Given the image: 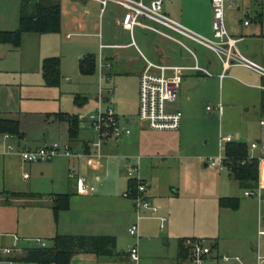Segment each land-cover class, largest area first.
<instances>
[{
    "label": "rangeland",
    "instance_id": "374dc122",
    "mask_svg": "<svg viewBox=\"0 0 264 264\" xmlns=\"http://www.w3.org/2000/svg\"><path fill=\"white\" fill-rule=\"evenodd\" d=\"M17 3L18 0H0V31L15 30L18 27ZM198 4L197 0H170L165 1L164 9L195 32H213L212 21L208 22L202 18L200 12L196 14L192 11V7ZM110 8L107 16L110 13L115 16L122 11L120 7ZM248 14L258 18L245 27L243 20ZM225 24L233 37L239 36L235 33L239 30L243 33L244 41L237 44L241 53L264 66V0H237L233 7L226 2ZM115 33L103 32V42L114 43ZM56 36L58 44L53 53H61L58 56L64 62L60 65L59 85L46 83L42 64L36 60V56L27 65V60L31 57L29 55L33 52L28 53L26 48L23 52L14 50L9 43L0 41V112H12L18 116L19 125L26 131L29 140H55L63 145L61 142L67 137L65 123L48 122V116L55 112L76 116L89 114L96 109L100 40L98 37L83 34L75 35L71 41H67V44H75L74 51L77 49L84 54L95 55V73L85 74L79 69L80 58L77 54L66 46L61 48L62 37ZM117 52L120 50L104 49L103 56L115 55ZM201 53L218 61L215 53L204 47L197 49V54ZM183 55L188 54L183 52ZM109 63L104 61L103 67V76L106 77L108 72L111 74L110 80L103 81V96L110 97L105 105H111L121 120L131 119L128 125L131 134L117 144L115 140L107 144L104 149L106 157L102 159L103 171L94 170L87 158L80 165H70L68 170V165H65L67 160L29 163L15 153L0 155V192H16V196L27 198L36 196L29 195L30 192H49L52 188L71 192L75 190V180L69 178L68 174L75 171L86 177L89 188H95L99 195L115 197V203H119L127 190L128 168L139 164L141 175H148V181L154 185L158 195H164L166 199L170 197V204L181 210L187 232L199 233L201 236L217 235L221 232L224 236L221 245L229 248L222 247V254L243 259V248L248 247V244L255 246L259 243L260 251L264 255V235L258 237V230H264V203H254L247 211L244 208L233 213L228 211L231 214L229 217L218 207L219 195L230 193L231 196L239 197L244 204L245 200L257 197H247L244 194L247 189L241 187L234 176L228 179L227 170L218 171L214 167L205 166L208 157L219 155L221 136H239L240 141L249 146L259 139V121L264 115V90L257 87L264 85L261 76L242 66L231 68L228 76L221 82L214 77L221 70L219 65V68L211 69V76L199 75L195 70L185 71L184 77L194 78L192 89L187 90V83H182L174 105L182 111V120L186 125L181 127L182 134L163 138L159 131L143 127L139 120V76L126 73V62L113 61L110 67L107 66L111 64ZM182 80L183 77L180 81ZM110 87L114 88L111 94L108 89ZM188 91L194 95L189 103L186 101ZM80 98L85 101L79 102ZM219 105L222 106L221 113L216 109ZM207 106L211 109L208 110ZM98 136V132L89 123H85L78 139L97 141ZM28 144L36 146L31 142ZM139 157L141 159L138 162ZM52 178L56 182L52 183ZM1 196L2 194L0 198ZM131 203L134 205L133 200ZM154 203L161 211V204ZM30 204H20V224L26 219L24 213L30 210ZM117 214L116 223L120 225L118 249L126 250L138 244L140 250L150 251L156 257L154 261L146 258L144 264H166L158 258L162 255L161 240L155 239V236H160L166 230L167 222L161 227L160 221L152 220L155 219L153 214L142 209L139 235L131 236L128 230L136 221V211L133 214L129 211H116ZM160 215L165 216L161 213ZM149 238L153 240L149 241ZM47 242L53 244V239L50 238ZM235 262L231 259L229 262L220 261L219 264H236ZM0 264L7 262L0 260Z\"/></svg>",
    "mask_w": 264,
    "mask_h": 264
},
{
    "label": "crops",
    "instance_id": "0c3cea01",
    "mask_svg": "<svg viewBox=\"0 0 264 264\" xmlns=\"http://www.w3.org/2000/svg\"><path fill=\"white\" fill-rule=\"evenodd\" d=\"M17 3V12L19 17V4L20 0ZM61 1V26L59 32H50V33H37V32H24L20 38V45L14 50H20L23 52L24 48L29 51L35 53L27 60V65L30 64V61H34L33 56H36V60L42 64V61L47 57H59L61 53H53L54 48L58 44V36L62 37L60 40L61 48L67 47L72 52L77 54V57L80 59L87 55L82 53L81 51H74L73 43L67 44V41H71L72 37L75 35H83L89 34L91 36L98 37L100 43L108 44V45H116L115 47H106L104 49H119L120 52H117L115 55H106L103 56V50H100V53L103 57L104 61L110 62L109 67L113 65V61L115 62H126L127 72L128 74L140 75V72L144 66L143 55L154 61L167 65H178V66H195L196 64L203 69H206L211 73V69H216L221 66L220 72L216 73L214 77L218 78L219 81H223L227 76L228 72L233 67L230 66L227 68L225 75L221 77V74L224 70V65L222 61L218 59L216 61L205 54L198 55L197 49L203 47L202 45L187 39L183 38L185 43L192 49L194 53H191L184 47H182L177 42L170 40L160 34L155 32L146 30L139 26H135L132 30L127 29L122 24V17L124 10L121 8V12L119 14H115L112 16L110 13L108 16L106 15L110 12V6L119 7L113 3H109L106 7H103L102 4L96 0H60ZM170 1V0H166ZM198 5L192 7V11L196 14L199 13L202 15V18L209 21H213V11L212 5L209 0H197ZM165 11V9H164ZM166 12V11H165ZM170 15V13L166 12ZM173 17L172 15H170ZM174 18V17H173ZM175 19V18H174ZM249 24L248 26H250ZM244 26V25H243ZM245 26V27H248ZM188 27V26H187ZM192 29L191 27H188ZM14 29H9L7 31H12ZM193 30V29H192ZM213 30V29H212ZM91 32V33H84ZM103 32H116L115 33V42L114 43H105L103 42ZM201 35L207 37H213V32H197ZM237 38L243 37V33L241 30L235 32ZM244 41V39L242 40ZM240 41V42H242ZM72 47V48H71ZM100 47V44H99ZM205 48V47H204ZM207 49V48H206ZM68 50V51H70ZM196 50V51H195ZM202 50V49H201ZM209 50V49H208ZM77 51V52H76ZM211 51V50H210ZM71 52V53H72ZM183 52L188 55H183ZM213 52V51H212ZM216 55V54H215ZM61 59V58H60ZM79 59V61H80ZM64 63V62H63ZM61 60V66H62ZM219 65V66H218ZM240 67V66H238ZM195 69H187L184 70L180 76V79L183 77L182 83H187V90L191 91L192 84L194 78L193 76H187L185 71H193ZM198 71L199 75H207L201 70ZM61 72V67H60ZM43 73V72H42ZM104 76L106 81L111 79V74L108 72ZM68 79V78H67ZM187 79V80H186ZM192 80V81H190ZM261 80L264 81V78L261 77ZM104 81V80H103ZM99 84V83H98ZM103 84V83H102ZM180 86V87H181ZM258 87V86H257ZM259 88V87H258ZM186 95V101L189 103L193 100L194 95L189 93ZM99 92V91H98ZM98 95V93H97ZM96 95V99H97ZM178 96L176 100L170 104L172 109H179L174 103L177 102ZM110 97H105V101L108 102ZM84 99H79V102H84ZM209 110V109H208ZM181 111V110H180ZM182 112V111H181ZM220 113V112H219ZM75 115H70L66 112H55L52 115L48 116V122H59L65 123L64 129L67 134L65 140H62V144H69L74 151H85L86 153L94 152V150L90 147V144L94 142V140L88 141H80L78 138V134L81 128L78 129L75 136H70V117H74ZM183 116V114H182ZM0 118L2 119H10L18 121V130L20 137L23 142H31L36 146L43 145L45 143H49L55 140H45V141H32L27 137L26 131L19 125L18 116H15L12 112H0ZM125 124L128 126L131 122L130 118L124 119ZM143 125L145 127L146 125ZM186 125L183 120H181V125L178 130L174 131H159L160 135L163 138H170L174 135L182 134L180 132L181 127ZM62 127V126H61ZM157 131V130H154ZM162 133V134H161ZM131 134V133H130ZM129 134V135H130ZM129 135L124 136L119 141L127 139ZM113 140L107 139L103 144L102 156L97 158L93 155H86L81 159H77L74 157H67L64 155H60L55 157L53 160H59L62 162L63 160H67L65 165H68L67 169L69 170V166H75V164L80 165L82 162L84 163V159L87 158L89 165L96 171H103L104 165L102 159L106 157L105 147L107 144ZM119 141H115L117 144ZM58 142V141H57ZM233 142H242L239 139V136ZM60 143V142H59ZM245 143V142H242ZM246 144V143H245ZM249 148V145L246 144ZM180 146V144H179ZM226 147V144H225ZM258 153V152H257ZM4 156V155H1ZM140 157L138 158V162L140 161ZM51 160V162L53 161ZM50 162V161H49ZM65 162V161H64ZM205 166H209L207 162ZM212 167V166H210ZM218 170V169H216ZM221 171V170H218ZM73 175L68 174L69 178H73L75 180V190L71 192H63L61 190L57 191L52 188L49 192H30L29 195H36L34 197H18L16 195H12L11 191H2L0 198V234H16L20 238H42L44 240H49L50 238H54L57 234H67V235H109L115 236L117 239L116 242V254L113 257L101 256L98 257L95 254L85 253L77 255L71 262V264H131L127 257V249L119 250V237L120 233L118 231L119 224L116 223V218L119 214L116 215V211L118 212H128L134 213L135 206L131 203V198H121L119 203H115V197L111 196H102L96 193V189L92 187H88L86 185V177L76 173L73 171ZM81 176L85 181V192H79L77 187V179ZM148 184L147 195L153 202H157L161 204L162 208L160 213L167 216V228L166 230L160 233V236H155V239L161 240L160 250H161V260L165 261L166 264H189L188 259V250L184 247L183 251L180 248V241L185 239L192 238H208L211 241L213 250L211 254L208 256L206 260V264H219L220 261L229 262L231 259L236 261V264H255L257 262V254L261 253V248L259 243L255 246L253 244H248V247H244L242 250V258H240L241 262L234 259L236 256H230L231 259L229 261H225L221 258L222 255V247L228 248L227 245H221L222 238L224 237L221 232L217 233V235H199V233H191L186 231L185 222L182 216V212L180 209L172 206L170 204V197L166 199L163 195H158L156 188L154 185L150 183L148 175H141ZM229 170H227V178L231 179ZM99 178V176H97ZM258 180H261L264 183V162L258 164ZM52 183L56 182L55 178L51 179ZM238 181V180H237ZM149 182V183H148ZM239 182V181H238ZM127 188L130 186V180H128L126 184ZM41 194V196L39 195ZM58 194H69V206L66 209H62L55 214L53 205L58 198ZM220 196V197H219ZM218 196V207H220L221 211H224L229 217L231 214L228 211L237 212L241 211L243 208L245 211L249 209V207L254 205V203L263 204V202H259L256 198H250L245 200L246 204L240 201L239 197L231 196L230 193L225 195ZM222 197H231L237 198L239 203L236 209L231 207H223L220 205V198ZM248 197V196H247ZM256 199V200H255ZM30 202V210L24 213V222L22 224L19 223L18 215L20 214L19 206L20 204H28ZM19 204V205H18ZM27 206V205H26ZM106 209L107 211H104ZM159 213V214H160ZM14 214V217H13ZM28 218V219H27ZM154 221H159L158 219H152ZM165 222V223H166ZM142 232V230H141ZM193 232V231H192ZM263 232V233H261ZM264 235V230H258V237ZM210 236V237H209ZM148 239V238H147ZM153 240L149 238V241ZM9 242L8 236L0 237V243L6 244ZM229 249V248H228ZM143 262L146 261V258L149 257L150 261L155 260V256L152 255L150 251L140 250ZM226 254V253H223ZM262 254V253H261ZM227 255V254H226ZM229 256V255H228ZM2 261V260H1ZM21 262V261H19ZM32 263V262H27ZM35 264V263H33ZM264 264V263H263Z\"/></svg>",
    "mask_w": 264,
    "mask_h": 264
},
{
    "label": "built area",
    "instance_id": "2783aa9c",
    "mask_svg": "<svg viewBox=\"0 0 264 264\" xmlns=\"http://www.w3.org/2000/svg\"><path fill=\"white\" fill-rule=\"evenodd\" d=\"M106 7L109 3H113L121 7L123 12L122 24L125 28L132 30L135 26H139L146 30L160 34L170 40L180 44L182 47L194 53L192 49L185 43L183 38L190 39L203 47L213 51L222 61L224 70L221 77L230 66H242L251 69L264 78V66L255 60L245 56L239 50L237 44L244 37H233L225 24V8L226 2L233 7L237 0H209L213 11V37L201 35L178 20L171 17L164 11V3L166 0H96ZM259 1V0H256ZM243 20V25L248 26L252 20L258 17L248 14ZM116 45H108L100 43V50L106 47H115ZM144 66L139 75V108L138 117L142 124L148 128L157 131H174L178 130L181 125L182 112L179 109H172L170 104L173 103L179 93L181 86L180 76L184 70L195 69L201 70L205 74L210 72L201 68L197 64L195 66H178L167 65L154 62L143 55ZM109 66V65H107ZM99 92L97 95V107L89 114L76 115L81 126L89 123L90 126L98 132V140L90 144L94 152L86 153L85 151H74L69 144L61 145L57 141L45 143L40 146H31L27 142H23L20 135L10 132H0V155L15 153L20 156L24 162L38 163L51 161L55 157L64 155L81 159L86 155H93L100 158L103 154V144L107 139L119 141L124 136L131 133L130 128L121 120L115 109L111 105H105V97L103 96V67L104 60L100 53L99 61ZM264 90V85H258ZM109 93L113 92L112 87L108 88ZM207 109H211L207 106ZM216 109L221 113L222 106ZM260 136L257 142H253L249 146V158L258 161V164L264 162V115L260 121ZM236 138L233 136H221L220 153L216 157H208L206 162L218 170H228L226 164L225 144L233 142ZM258 152V153H257ZM71 171V176L73 175ZM127 176L130 180V186L126 190L124 196L131 198L134 202L136 211V221L129 227L131 236L139 235V221L143 218L142 209L148 210L155 218L160 221L161 227L164 226L167 218L160 215V207L156 205L147 195L148 184L141 176L139 164L131 166L127 170ZM77 187L79 192H85L84 178L79 176L77 179ZM249 197H257L259 202L264 203V183L258 180L257 187L247 189L244 193ZM263 233V232H261ZM8 236L9 242L0 243V260L7 264H19L15 259L20 256L28 247H47L48 242L42 238H20L16 234H0V237ZM184 247L188 250L189 264H206L208 256L213 250L212 243L205 238L185 239ZM127 257L131 264H144L138 244L132 245L127 249ZM221 258L225 261L231 259L230 256L222 254ZM241 262L238 256L234 257ZM264 255L260 252L257 254V262L255 264H263ZM244 264V263H242Z\"/></svg>",
    "mask_w": 264,
    "mask_h": 264
},
{
    "label": "trees",
    "instance_id": "16d2710c",
    "mask_svg": "<svg viewBox=\"0 0 264 264\" xmlns=\"http://www.w3.org/2000/svg\"><path fill=\"white\" fill-rule=\"evenodd\" d=\"M61 26L60 0H20L18 27L12 31H0V41L9 43L13 48L20 45V38L24 32L50 33L59 32ZM61 59L47 57L42 61V72L49 85H59ZM82 73L93 74L96 71V57L87 54L79 61ZM70 136L76 135L81 124L76 116L70 117ZM0 132H10L20 135L18 121L0 119ZM226 164L230 175L239 181L245 189H253L258 184V161L249 158V148L242 142H229L225 147ZM18 195V193H12ZM238 199L231 197L220 198L223 207H238ZM69 206V194H58L53 208L55 214ZM115 236L109 235H67L57 234L53 244L47 247H28L15 259L21 262L35 264H71L72 260L80 254L90 253L98 257H113L116 254ZM184 240L180 241L183 251Z\"/></svg>",
    "mask_w": 264,
    "mask_h": 264
}]
</instances>
